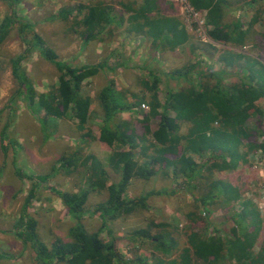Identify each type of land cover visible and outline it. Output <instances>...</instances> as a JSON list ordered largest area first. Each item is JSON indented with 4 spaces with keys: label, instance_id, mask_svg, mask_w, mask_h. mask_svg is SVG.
I'll list each match as a JSON object with an SVG mask.
<instances>
[{
    "label": "trees",
    "instance_id": "16d2710c",
    "mask_svg": "<svg viewBox=\"0 0 264 264\" xmlns=\"http://www.w3.org/2000/svg\"><path fill=\"white\" fill-rule=\"evenodd\" d=\"M189 2L197 10L206 12L207 23L212 26L208 35L215 42L244 46L255 41L250 27L257 19L247 29H244L245 25L240 19L226 21L228 0ZM122 5L131 12L129 31L151 37L156 45L162 43L166 45L165 48L175 50L191 39L189 32L180 25L177 18L160 13L163 5L160 0H134L131 4ZM81 9L79 7L78 11ZM111 10V7L104 4L87 6V11L78 21V24L85 26L81 35L86 42L94 39L102 41L105 25L113 21ZM73 12L74 9L66 8L59 14L61 18L69 20ZM15 26H18L19 34L27 42V54L39 52L60 72L56 86L39 92L23 66L28 55H18L11 59L12 75L17 83L14 97L37 112L46 139L51 137L50 125L55 124L57 119L72 117L79 128L84 129L96 111L94 104L102 110L98 139L111 147H117L110 157V165L119 174V178L109 181L100 159L90 154L86 159L90 161L88 181L91 187L108 190L107 200L98 203L92 212L105 219L104 226H108V221L128 215L139 208L146 209L147 199L153 194H160V191L131 197L128 195L129 186L134 178L149 179L164 168H172L176 177H183L184 192L190 194L195 202L201 203L208 212L207 217H203L199 209L188 211L187 219L191 223L204 220V228L200 231L190 228L192 230L187 233V240L179 253L177 239L166 237L163 233L151 235L150 226L140 227L128 235H141L148 241L150 239L159 253H176L173 258L167 259L154 254L155 259H126L116 247V237L106 241L99 231H89L83 224L90 189L84 188L74 193L50 187L62 199L67 214L76 222L69 230L70 239L57 236L47 243L39 234V221L31 213L30 207L38 196L41 184H46L50 176L31 175L28 177L31 187L21 207L16 234L26 248L30 247L34 251L35 264H264V248L254 253L255 241L261 229L257 207L253 199L245 203L241 201L243 194L249 189H242L240 185L219 177L218 174L237 169L240 161L246 163L250 150L264 149V142L260 141L264 132V108L258 103L264 97L263 65L259 70H252L251 64L243 69L245 63L242 59L249 56L245 57L242 52L226 54L221 51L217 57L223 65L221 69H199L200 62L175 69L171 76L177 75L187 84L178 88L166 84L164 99L159 92L161 78L150 71L151 78L141 81L144 95L140 101L146 103L148 109L141 114L140 119L144 135H138L133 123L121 118L123 100L120 94L116 96L111 83L101 88L96 96L83 91L89 78L108 68L107 62L75 66L63 61L35 30V24L21 19L16 10H12L0 22V45ZM262 38L264 39V32ZM231 67L244 74H234L229 69ZM195 74L196 81L193 79ZM235 75L236 81L231 83L226 78ZM205 76L208 80H203ZM256 77L259 78L258 81H255ZM136 137L140 140L136 141ZM144 141L146 145L140 146ZM244 146L248 148L246 152H242ZM137 148L140 156L149 158L151 164L140 163L133 153ZM195 155L202 161H197ZM75 160L73 155L62 157L58 169L66 167L70 170V167H76L78 163ZM18 175L24 177L20 170ZM236 203L244 204L243 209L232 212ZM250 204L254 209L249 210ZM217 209L224 213L217 218L220 224L227 220L235 222L228 236L220 224L211 219ZM150 223L156 224L153 221ZM165 225L166 223H158L154 226ZM210 227H213L211 231ZM141 245L144 246L143 242Z\"/></svg>",
    "mask_w": 264,
    "mask_h": 264
},
{
    "label": "rangeland",
    "instance_id": "374dc122",
    "mask_svg": "<svg viewBox=\"0 0 264 264\" xmlns=\"http://www.w3.org/2000/svg\"><path fill=\"white\" fill-rule=\"evenodd\" d=\"M133 1L17 0L13 2V0H0V22L12 10H16L21 19L35 24V30L43 36L46 44L53 48L63 61L75 66L107 62L108 68L89 78L84 84L83 91L96 96L101 88L111 83L116 96L120 94L123 100L121 118L131 121L137 128L138 135L144 133L140 119L141 114L148 109V105L140 101L144 95V86L141 81L151 78L150 71L161 78L159 92L164 99L166 84L173 88L187 84L183 78L180 79L177 75L171 76L175 69L198 62L201 64L199 69L207 70L208 67L221 69L223 65L211 61V57L217 59L221 51H225L223 53L242 52L245 57L249 56L242 61L245 63L243 69L248 68L249 64L253 65L252 70L264 66V39L262 38L264 0H256L252 3L248 0H228L226 21L240 19L245 25L244 29H247L249 24L257 19V22L250 27L251 36L255 41L244 46L208 40V35H205L206 24H208L205 11L200 12V18L204 21L201 30L196 16L189 14V10L185 7L184 0H169V3L162 0L164 13L175 14L176 16L173 17L181 22L180 25L185 27L191 36L185 45L175 50L165 48L166 45L162 43L156 45L151 37H146L144 34L129 31L131 28L129 13L131 12L122 3L131 4ZM93 4L111 7L113 21L105 25L106 28L101 35L102 41L94 39L86 42L81 35L85 26L78 24V21L87 11V6ZM79 7L82 8L81 11H78ZM66 8L74 9L69 20L61 18L59 14ZM27 47V42L18 32V26L11 30L8 38L0 45V264H35L34 251L30 247H25L17 236L16 230L20 224L21 207L31 187V180L28 177L37 174L50 176L46 184H41L38 196L30 207L31 213L39 221V234L47 243L57 236L70 239L69 230L76 222L67 214L62 199L53 193L50 187L74 193L88 188L90 193L86 205L87 213L82 222L89 231H99L106 241L116 237V247L126 259L138 257L155 259L156 255L167 259L173 258L176 253L165 255L159 253L150 239L148 241L141 235L131 237L128 235L140 227L150 226L151 235L163 233L166 237L172 236L177 239L179 253L181 246L187 240V233L192 229L200 231L204 226V220L191 223L186 217L188 211L199 209L203 217H207L208 212L201 203L195 202L190 194L184 192V178L176 177L172 168H164L149 179L134 178L129 186L128 195L131 197H139L150 191H160V194H153L147 199L146 209L139 208L128 215L108 221V226H104L105 219L92 212L98 203L107 200L108 190L91 187L88 181L90 161L86 159L89 154L100 159L107 171L109 181L119 178V174L110 165V157L117 147H111L98 139V127L103 118L102 110L96 103L94 104L96 111L84 129H80L72 117L57 119L55 124L50 125L51 137L46 139L36 115L37 112L31 110L18 97H14L17 83L12 75L11 59L18 55H26ZM27 55L23 66L27 69L35 88L39 92H44L56 86L60 73L57 67L39 52ZM229 69L234 74L241 76L244 74L242 71L236 72L235 67ZM235 77L237 75L226 78L231 83L236 81ZM207 78L205 76L203 80H208ZM193 79L197 80L196 74ZM256 79L259 78L256 77ZM261 102L264 108V99ZM263 135L264 132L260 136L261 142ZM137 140L140 139L136 137ZM141 145H146V142L144 141ZM125 148L128 149V147ZM246 150H248L246 146L242 147V152ZM258 150H250L247 162L240 161L237 169L218 173L219 177L232 180L242 189H249L243 194L241 200L243 203L252 201L249 196L250 188L252 189L256 184L258 186L262 181L257 169L259 164L256 163L259 162L256 160ZM133 153L137 155L140 163L149 164L150 162L151 164L149 158L140 156L139 148ZM71 155L76 158L75 161L78 163L76 167L74 165L70 167V170L66 167L58 169L60 168L59 160ZM195 158L197 161H202L198 155H195ZM18 170L24 175L23 178L18 175ZM243 206L242 203H236L232 212L241 211ZM248 207L249 210L254 209L251 204ZM256 207L261 219V229L254 245L255 254L264 248V214L260 212L257 205ZM221 214L224 213L217 209L216 213L211 215V219L219 223L217 218ZM151 221L156 224L166 223V225L156 227L154 226L156 224L151 225ZM226 222L219 224L228 236L235 222L233 220ZM212 228L210 227V231Z\"/></svg>",
    "mask_w": 264,
    "mask_h": 264
},
{
    "label": "built area",
    "instance_id": "2783aa9c",
    "mask_svg": "<svg viewBox=\"0 0 264 264\" xmlns=\"http://www.w3.org/2000/svg\"><path fill=\"white\" fill-rule=\"evenodd\" d=\"M185 7L189 10V14H192L193 16H196L197 22L199 25V29H203L204 21L200 18V12L201 10H197L190 2L189 0H184ZM207 31L205 32V35H208V30L212 29L208 24ZM208 40H211L210 36H207ZM262 142H264V135L261 138ZM257 159L259 162H256L259 164L257 167L258 173H260V176L262 177V181L259 182L258 186L257 184L250 189V197L254 200V203L258 206V209L262 214H264V149L260 148L257 152Z\"/></svg>",
    "mask_w": 264,
    "mask_h": 264
},
{
    "label": "crops",
    "instance_id": "0c3cea01",
    "mask_svg": "<svg viewBox=\"0 0 264 264\" xmlns=\"http://www.w3.org/2000/svg\"><path fill=\"white\" fill-rule=\"evenodd\" d=\"M166 2L169 3L170 1H169V0H166ZM138 3H139V2H138ZM160 3L163 4L160 13H162V14H163L164 16H166V17H173V16H176L175 14L173 15L172 12H171V13H168V12H165V13H164V11H163L164 3H163L162 0H160ZM173 18L175 19L176 17H173ZM187 32H188V31H187ZM219 50H220V49H219ZM226 54H228V53H226ZM245 59H246V58H245ZM242 60H244V59H242ZM253 60H254V62L258 63L257 60H255V59H253ZM194 61H195V60H194ZM211 61H213V63H215V64L218 63V65H222L221 62H220L219 60L215 59V58H212V57H211ZM258 64H259V63H258ZM259 69H261V68H258V70H259ZM255 70H256V69H255ZM256 80L258 81V79H256ZM256 80H255V81H256ZM263 99H264V97L261 98V99L258 101V103L261 104V103H262L261 100H263Z\"/></svg>",
    "mask_w": 264,
    "mask_h": 264
}]
</instances>
